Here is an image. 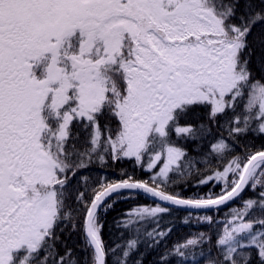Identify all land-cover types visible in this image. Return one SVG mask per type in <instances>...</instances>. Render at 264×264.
<instances>
[{
    "label": "snow or ice",
    "instance_id": "obj_1",
    "mask_svg": "<svg viewBox=\"0 0 264 264\" xmlns=\"http://www.w3.org/2000/svg\"><path fill=\"white\" fill-rule=\"evenodd\" d=\"M159 249L264 264V0H0V264Z\"/></svg>",
    "mask_w": 264,
    "mask_h": 264
},
{
    "label": "trees",
    "instance_id": "obj_2",
    "mask_svg": "<svg viewBox=\"0 0 264 264\" xmlns=\"http://www.w3.org/2000/svg\"><path fill=\"white\" fill-rule=\"evenodd\" d=\"M259 143V142H257ZM119 167H125L127 168L128 165L127 164H124V165H120ZM119 167L117 166H114V170L116 171H119ZM102 175V174H101ZM179 190V189H178ZM245 196H250L252 195L250 192H245L244 193ZM139 203H148L149 201H146V200H140V201H137ZM129 205L128 204H120V205H117V208H116V211L110 213L108 216H107V226H106V229H105V239L108 243H112L113 241L117 240L118 237H117V234H116V230L112 227V220L113 218L118 214V212L121 210V209H124V208H127ZM234 206H238V205H234ZM228 209L225 208L224 209V212H227ZM211 214V213H209ZM187 215V213L185 212H178L176 213V227L174 228L173 232H172V235L171 237L169 238V240L167 241V244L169 246H171V244L175 241H182L185 237H187L189 235V233H196L198 231H204V232H207V231H211L209 228L205 227V226H198L196 224V221L193 220L192 223L190 225H187L185 226L182 221H183V217ZM193 215H196V214H193ZM218 217L220 219H223V214L220 213V214H217ZM124 238L127 239L128 238V234L125 233L124 234ZM163 249H159L157 251H153L151 252L150 254H148L146 256V264H153V262L157 259L158 255H159V252L162 251ZM141 251H146L143 246H141Z\"/></svg>",
    "mask_w": 264,
    "mask_h": 264
}]
</instances>
